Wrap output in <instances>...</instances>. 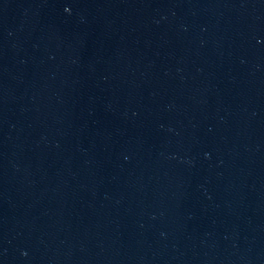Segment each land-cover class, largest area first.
<instances>
[{
  "label": "water",
  "instance_id": "95a60500",
  "mask_svg": "<svg viewBox=\"0 0 264 264\" xmlns=\"http://www.w3.org/2000/svg\"><path fill=\"white\" fill-rule=\"evenodd\" d=\"M0 264H264V0H0Z\"/></svg>",
  "mask_w": 264,
  "mask_h": 264
}]
</instances>
